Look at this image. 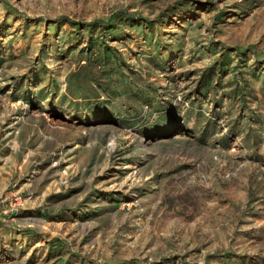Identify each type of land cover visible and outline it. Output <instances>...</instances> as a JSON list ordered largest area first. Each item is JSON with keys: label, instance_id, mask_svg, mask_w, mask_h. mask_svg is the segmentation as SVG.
<instances>
[{"label": "rangeland", "instance_id": "obj_1", "mask_svg": "<svg viewBox=\"0 0 264 264\" xmlns=\"http://www.w3.org/2000/svg\"><path fill=\"white\" fill-rule=\"evenodd\" d=\"M0 264H264V0H0Z\"/></svg>", "mask_w": 264, "mask_h": 264}, {"label": "built area", "instance_id": "obj_2", "mask_svg": "<svg viewBox=\"0 0 264 264\" xmlns=\"http://www.w3.org/2000/svg\"><path fill=\"white\" fill-rule=\"evenodd\" d=\"M18 201H19V197L15 195V196L12 198V202H10L9 206H10V207H13V205H16V204L18 203Z\"/></svg>", "mask_w": 264, "mask_h": 264}]
</instances>
